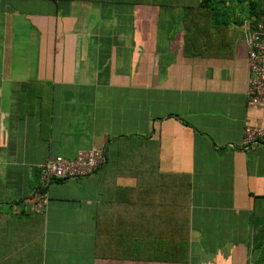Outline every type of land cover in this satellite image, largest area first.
<instances>
[{
  "label": "crops",
  "instance_id": "crops-1",
  "mask_svg": "<svg viewBox=\"0 0 264 264\" xmlns=\"http://www.w3.org/2000/svg\"><path fill=\"white\" fill-rule=\"evenodd\" d=\"M34 6L0 0V264H253L264 145L241 139L264 128V102L245 97L250 5L212 11V50L195 56L178 7ZM90 149L104 151L96 173L38 179L49 157Z\"/></svg>",
  "mask_w": 264,
  "mask_h": 264
},
{
  "label": "built area",
  "instance_id": "built-area-1",
  "mask_svg": "<svg viewBox=\"0 0 264 264\" xmlns=\"http://www.w3.org/2000/svg\"><path fill=\"white\" fill-rule=\"evenodd\" d=\"M246 65L248 71L246 101L250 105L264 102V8L254 21L245 40ZM258 144L264 145V128L246 127L242 133L241 148L248 149ZM104 151L90 149L77 151L71 158L49 157L40 166L38 179L43 185L57 180L82 178L92 175L102 166ZM45 205L44 198L38 200L32 208L40 213Z\"/></svg>",
  "mask_w": 264,
  "mask_h": 264
},
{
  "label": "trees",
  "instance_id": "trees-1",
  "mask_svg": "<svg viewBox=\"0 0 264 264\" xmlns=\"http://www.w3.org/2000/svg\"><path fill=\"white\" fill-rule=\"evenodd\" d=\"M246 1L247 0H93L92 2L131 6L156 5L159 7L180 8L183 13V26L186 30L183 52L184 55L195 56L206 55V53L212 50V44L209 42L211 31L214 29V26L210 25V16L212 11L219 8H229L230 3L232 2L237 4L247 3L250 5V10L252 12L253 20L250 24L251 27L253 26L254 21L262 13L264 0H257L255 3L254 0H249L248 2ZM62 181L64 180H57L54 182ZM255 249H257V252L254 256L253 264H264V241L256 245Z\"/></svg>",
  "mask_w": 264,
  "mask_h": 264
},
{
  "label": "rangeland",
  "instance_id": "rangeland-1",
  "mask_svg": "<svg viewBox=\"0 0 264 264\" xmlns=\"http://www.w3.org/2000/svg\"><path fill=\"white\" fill-rule=\"evenodd\" d=\"M16 1H18V0H16ZM39 1H42V0H20L21 8L25 9L28 12L37 11V9L34 6V2H39ZM73 1L92 2L93 0H73ZM96 3H98V2H96ZM104 4H106V3H104Z\"/></svg>",
  "mask_w": 264,
  "mask_h": 264
}]
</instances>
